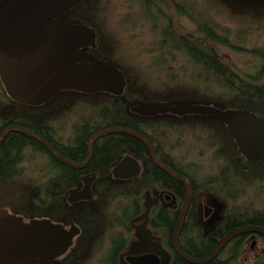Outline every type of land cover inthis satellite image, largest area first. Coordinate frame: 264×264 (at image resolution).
<instances>
[{
	"label": "flooded vegetation",
	"instance_id": "obj_1",
	"mask_svg": "<svg viewBox=\"0 0 264 264\" xmlns=\"http://www.w3.org/2000/svg\"><path fill=\"white\" fill-rule=\"evenodd\" d=\"M9 1L17 0H0V7L6 5ZM96 1L80 0V3L64 14L47 22L44 28L46 32L54 33L72 23H84L92 27L95 31V46L82 47L74 54L85 52L87 56L96 59L93 61L108 63L120 69L114 63L105 61L100 57L102 53L106 54L107 51L103 44L102 32L96 22L103 21L105 17L102 13V7L96 4ZM191 6H199V8L194 9ZM110 7L115 16L118 17V21H122L126 25L132 23L133 26H137L138 22L150 24V27L147 26L149 28L148 32L140 33L142 37L150 34L154 38L150 48L146 50L147 53L156 55L150 62L152 69L165 66L169 59L174 58L181 51H184L183 54L189 57L185 48L182 47L181 36L184 37V42L189 44L190 49L194 47L195 52L205 56L206 63L204 65L194 63L196 67L200 68V72L204 74V79H195L196 82L215 81L212 73L214 66L211 63L213 56L221 66L230 67L224 55L219 54L212 46L211 39L214 34L209 26H201L200 29L204 28V30H198L199 35H197L196 31L187 34L182 33L176 24L182 15L194 22H207L209 20L207 9L209 0H120L118 4L114 3ZM113 13L111 14L114 16ZM53 22H61V24L54 26ZM14 27L16 26L7 25L1 28L2 32L6 33L11 28L15 30ZM14 33L15 31H11L10 36H13ZM197 40L201 47L195 46ZM76 59L81 61L78 58ZM217 68L221 67L218 66ZM121 72L124 74L126 81L123 93L125 95L127 77L123 70ZM260 80L256 83L250 80H247V82L255 85L260 84ZM104 96L107 99L118 100L123 107V115L128 119V123L136 125L148 123L151 127H105L98 132L95 130L92 140L95 141L96 137L103 135L105 132L124 131L126 135H130L143 143L147 155L143 153L137 144L131 141L134 143L129 146L131 151L121 149V153L112 152L105 165L100 166L95 160L93 163L95 166L94 172H88V169H84L89 161L88 158L80 161L64 159L63 163L67 168L63 174L62 183L64 185L60 191L55 190L54 193H49L51 197L58 196V198H61V207L57 206L58 212H54L59 214V217L33 213L34 208H37L36 199L41 196V188L36 193H27L28 205H25V201H22L23 204L18 205L20 210L11 209L10 204L11 207L8 204L5 207L2 206L0 211L7 209L13 215L22 216L25 222L29 219L48 218L61 223L66 229H69L71 225H75L79 230L77 235L73 237L72 244L61 256L55 259H31L9 264H83L81 254L83 253L84 244L81 239L84 236L85 228L80 222L81 217L85 214L75 216L71 214V210L87 203H97L100 209L97 210L96 208L92 218H95L96 229L98 226H103L98 231L93 243L95 253L96 248L103 247V241L106 237L107 249L113 245L116 248L118 247L115 256L108 257L107 255V259L114 264H148L143 260L144 256L148 254H154L161 264H170L174 253L181 257V240L178 237L177 227L178 225L181 226L182 216L188 212V209L192 214L190 229L195 237L194 239L192 236L189 241L199 246L202 244L204 246L214 245L209 255L197 260L192 258L194 261L200 263L212 259L222 261L224 259L221 257L222 250L236 243L241 245L237 254V259L241 264H257V262L263 261L264 225L256 223V220L259 219V216L262 219L261 215L264 214V157L262 160L252 163L239 153L228 127L219 115L191 113L179 116L163 113L155 116H140L130 112L129 107L133 105L130 103L132 101L130 98L125 100L124 96L117 97L108 93H103ZM227 97H230V95L206 94L191 96V98H186L187 101L185 102L209 104L221 110L236 108L252 110L248 107L237 106L238 103H233L236 99L234 95L229 100H227ZM260 103L261 101L259 103L254 102L257 106ZM22 107L29 106L13 101L6 94L0 76V166L4 159L3 144L6 135L10 132L19 134L22 130L20 123L23 120L29 123L47 122L36 121L30 115L20 114ZM254 112L264 117V112ZM186 132H190L189 138L193 141L191 144L193 147L202 146L203 148L213 147L215 149L212 153L213 163L186 161L184 158H178L172 153L174 145L171 142L169 143L168 137L170 135L182 136ZM177 138L179 139V137ZM177 145L181 146L182 143L177 141ZM87 152L91 154L94 152L92 145H87ZM126 155L136 159L139 165L138 173L126 175L127 171H117V175L114 176V167ZM96 165H98L99 170H96ZM102 167L107 168L102 169ZM215 170L216 173H212ZM3 179L4 175L0 172V182ZM16 181L12 179V183H16ZM44 181H46V177ZM85 184H89L92 198L69 203L67 201L68 194L71 191L80 190ZM11 186L5 189L0 187V197L15 198V193H12L13 196H10V192L5 193V190L10 189ZM21 193L24 194L25 192ZM18 196L21 198L20 194ZM122 197H125V200L122 201ZM145 198L149 200V208L147 209V216L142 218L141 216L146 208ZM209 198L216 203H221L222 206L218 208L214 202L209 201ZM134 200L136 205L133 204ZM125 203L127 207L132 206L128 209L130 214L133 213L132 210L135 207H139L138 213L130 219L129 227L126 230L117 222L109 223V218L117 219L121 216L122 210L120 209ZM102 209L103 213H101ZM164 211L177 214L171 247L164 244L163 236L159 232L161 225L154 226L153 222L154 216ZM109 215L112 216L108 217ZM142 227L146 233L151 232L155 236L149 237L148 234L142 232ZM121 234L123 237L120 236ZM121 238L124 239L119 241ZM158 241H161L167 248V254L163 249L158 248ZM220 243L222 244L218 248ZM104 255L102 254L100 259L106 258V255Z\"/></svg>",
	"mask_w": 264,
	"mask_h": 264
},
{
	"label": "water",
	"instance_id": "obj_2",
	"mask_svg": "<svg viewBox=\"0 0 264 264\" xmlns=\"http://www.w3.org/2000/svg\"><path fill=\"white\" fill-rule=\"evenodd\" d=\"M78 3L80 0H17L0 7V76L6 94L13 101L26 106H41L68 92L124 96L126 81L120 69L108 63L75 58L74 52L80 48L95 46L92 27L72 23L54 33L46 32L44 28L47 22ZM7 25H15V30L11 28L9 32H2L1 27ZM11 31H15L13 36H10ZM129 110L140 116L163 113L219 115L239 153L252 163L264 157V117L252 110H221L209 104L192 102L133 104ZM117 171L135 175L139 165L136 159L126 155L114 167V176ZM91 198L90 186L85 184L80 190L71 191L67 201L72 203ZM179 228L178 225L177 232ZM78 231L75 225L66 229L48 218L25 222L22 216L3 209L0 211V264L55 259L72 244ZM143 260L148 264H161L154 254L145 255Z\"/></svg>",
	"mask_w": 264,
	"mask_h": 264
},
{
	"label": "rangeland",
	"instance_id": "obj_3",
	"mask_svg": "<svg viewBox=\"0 0 264 264\" xmlns=\"http://www.w3.org/2000/svg\"><path fill=\"white\" fill-rule=\"evenodd\" d=\"M119 2L120 0H97L96 4L102 7L105 19L96 22V24L102 32L103 44L107 51L106 54L102 53L100 57L105 61L117 63L128 73L127 86L131 97L130 100H132L131 104L180 103L187 101L185 99L191 98V96L206 94L227 95L226 87H221L222 85L215 81H208L207 83L195 81L198 78L204 79V74L200 72V68L196 67L187 55L183 54L184 51L169 59L165 66H158V68L152 69L150 62L156 55L149 54L146 50L150 48L154 38L150 34L142 37L140 33L148 32L150 24L138 22L137 26H133L132 23H127L126 25L124 22L118 21V17L110 9V5L118 4ZM191 7L194 9L199 8V6ZM207 9L209 12V20L207 22H194L182 15L176 23L177 27L180 28L182 33L187 34L195 31L197 33L201 26H209L213 34L218 38V43L215 46L212 44L216 51L224 55L226 61L238 70L239 74L252 75L260 73V83L263 82L264 0H209ZM60 24L61 22H53L54 26ZM76 56L80 60H96L87 56L85 52L77 53ZM102 97L103 95L85 96L68 92L57 96L49 104L22 107L20 114L30 115L36 121L51 123L57 130V137L66 142L73 135V124L83 115L86 117L95 111ZM124 99L129 100L125 95ZM233 103L237 102L233 101ZM242 103L245 102H240L239 104ZM260 105L262 104L260 103ZM179 133L182 134L181 132ZM189 134L190 132H186L182 136L170 135L168 137L169 143L171 142L174 145L173 149L175 151L173 150L172 153L178 158H184L186 161L213 163L212 153L215 149L213 147L209 149L202 146L193 147L191 145L193 141L189 138ZM177 141L181 142L182 145L178 146ZM45 163V159L26 153L21 163L23 168L21 178L16 183H13L10 189L5 190V193L10 192V196L15 193V198L9 200L12 207L15 205L16 209H18V205L23 204L22 201H25L24 204L28 205L27 193H36L40 190L45 179L44 170L41 168ZM212 173H216V170ZM18 194H20L21 198H19ZM144 201L146 208L141 216L142 218L147 216V209L149 208V200L145 198ZM209 201L214 202L218 208L222 206L221 203H216L211 198H209ZM2 206L4 204L0 205V209ZM96 208L97 210L100 209L97 203H87L71 210V214L75 216L85 214L81 217L80 222L85 228L84 236L81 239L84 244L83 253L81 254L83 264H101L99 262L101 260L100 257L107 250L106 237L103 241V247L96 248V253L93 246L98 231L103 228V226H98L99 228L97 227L96 229L95 218H92ZM101 211L103 213V209ZM100 224L102 225L103 223ZM142 232L146 233L144 228ZM146 234L149 237L155 236L151 232ZM158 248L163 249L167 254V248L161 241H158Z\"/></svg>",
	"mask_w": 264,
	"mask_h": 264
},
{
	"label": "trees",
	"instance_id": "obj_4",
	"mask_svg": "<svg viewBox=\"0 0 264 264\" xmlns=\"http://www.w3.org/2000/svg\"><path fill=\"white\" fill-rule=\"evenodd\" d=\"M198 30L203 31L204 28ZM181 38L182 47L185 48L190 60L193 63L204 65V63H206L205 56L195 52L196 50L194 47L193 49H190L189 44L184 42V37L181 36ZM217 39L218 38L215 35L212 36L211 40L213 46L218 43ZM195 46L201 47L198 40L195 41ZM76 58L78 57L76 56ZM211 61L214 66L212 68L213 79L216 83L221 84V87H226V94L227 96L230 95V97H227V100L231 99L232 95H234V98H236L234 102L238 103L237 106L248 107L259 113L264 112V106H255L254 104V102L259 103V101H261V104L264 105V81L260 84L253 85V83L260 80V73L252 75L243 74L241 76L238 74V70H236L233 66L230 65L228 68L221 66L220 63L215 60L214 56ZM114 64L126 74L128 85L127 71L117 63ZM218 66L221 68H217ZM247 80L253 81V83H248ZM128 92L129 89L127 86L125 96L129 99L131 97ZM93 95H103V93H96ZM240 102L245 103L239 104ZM95 118L96 120H94ZM24 121L25 120L20 123L22 130L19 134L10 132L4 139V159L0 166V172L3 173L4 179L0 182V187H4L5 189L13 184L12 179L16 181L21 178L23 174L21 163L24 160L26 153L45 159L46 163L42 165L41 169L44 170L46 181L42 183L41 196L36 199V207L38 209L34 208L33 212L36 215L42 214L51 217H59V214H55L54 212H58L57 206L61 207V198H58V196L51 197L49 196V193H54L55 190L60 191L61 187L64 185V183H62L63 174L67 170L65 164L63 163L64 159L68 158L72 161H80L88 158L89 161L84 169H88V172H94L95 166L93 163L95 160L100 164V166H103L106 164L112 152H116L118 154L121 153V149L131 151L129 146L133 142L137 144L145 155H147L143 143L130 135H126L124 131L105 132L103 135L96 137L95 141L92 140L95 130L98 132L105 127L150 126L148 123H139L138 125L128 123V119H126L123 115V107L120 105L118 100L107 99L105 96L101 98V101L96 106L95 111L86 117L83 115L75 124H73V135L66 142L57 137V130L51 123H29L28 121ZM87 145L93 146L94 152L92 154L87 152ZM97 166L98 165H96V170H99ZM105 168L107 167H102V169ZM124 198L125 197H122L121 200H125ZM9 200L11 199L8 197H1L0 205L4 204V207L6 204L9 205ZM133 204L136 205L135 200ZM130 207H127L125 203L120 209L122 210L121 216L117 219L109 218V223L117 222L124 230H126V228L129 227L130 219L139 211V207H135V209L132 210L133 213L130 214L128 211ZM11 209L16 211L20 210L19 208L16 209L15 206ZM26 213L29 214L30 212ZM111 216L112 215H109L108 217ZM191 216L192 214L188 209V212L182 216V223L178 231V237L181 240V253L183 256L181 255V257H178V255L174 253L170 264H194L189 259L195 258L197 260L203 258L204 256L209 255L213 249L214 245L204 246L202 244L199 246L197 244L194 245L189 241V239H192V236L195 239L193 231L190 229V223L192 222ZM261 218L262 219H260L259 216L256 223L264 225V214L261 215ZM176 221L177 214L170 211H164L159 215L154 216V226H157L158 224L161 225V227H159V232L163 236L164 244L170 245V247L171 239L176 227ZM120 236L123 237L122 234ZM122 239L124 238L119 239V241ZM240 247L241 245L239 243L225 247L221 252V257L224 258L222 261H215L212 259L205 263L196 264H241L237 259ZM117 250L118 247L116 248L114 245L107 249L105 253L106 258L101 259V264H114L107 259V255L108 257L115 256ZM263 262L264 261L257 262V264H264Z\"/></svg>",
	"mask_w": 264,
	"mask_h": 264
}]
</instances>
